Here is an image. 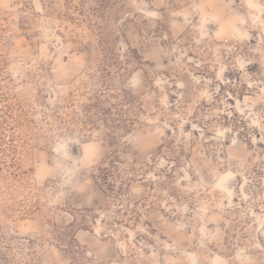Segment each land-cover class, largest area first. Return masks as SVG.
Listing matches in <instances>:
<instances>
[{
	"label": "rangeland",
	"instance_id": "374dc122",
	"mask_svg": "<svg viewBox=\"0 0 264 264\" xmlns=\"http://www.w3.org/2000/svg\"><path fill=\"white\" fill-rule=\"evenodd\" d=\"M0 264H264V0H0Z\"/></svg>",
	"mask_w": 264,
	"mask_h": 264
},
{
	"label": "trees",
	"instance_id": "16d2710c",
	"mask_svg": "<svg viewBox=\"0 0 264 264\" xmlns=\"http://www.w3.org/2000/svg\"><path fill=\"white\" fill-rule=\"evenodd\" d=\"M125 92H126V91H125ZM98 99H99V98H98ZM104 102H105V101H103V100L100 99V100L98 101V104L101 105V103L104 104ZM113 105H114V106H117L116 104H113ZM110 106H111V104H110ZM101 109L104 111V112H102V113H106V111H108V108L106 109V108H104V107H101ZM117 110L119 111L120 109L117 108ZM118 113H119V112H118ZM118 113H117V114H118ZM112 115H113V114H112ZM112 120L114 121L115 118H112Z\"/></svg>",
	"mask_w": 264,
	"mask_h": 264
}]
</instances>
